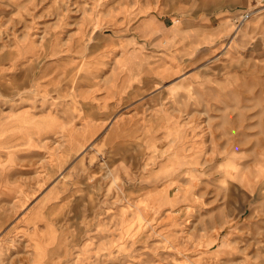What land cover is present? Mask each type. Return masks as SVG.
<instances>
[{"label":"rangeland","instance_id":"374dc122","mask_svg":"<svg viewBox=\"0 0 264 264\" xmlns=\"http://www.w3.org/2000/svg\"><path fill=\"white\" fill-rule=\"evenodd\" d=\"M0 264H264V0H0Z\"/></svg>","mask_w":264,"mask_h":264},{"label":"crops","instance_id":"0c3cea01","mask_svg":"<svg viewBox=\"0 0 264 264\" xmlns=\"http://www.w3.org/2000/svg\"><path fill=\"white\" fill-rule=\"evenodd\" d=\"M175 29L178 31V27L177 26L175 27ZM156 32H158V30H156ZM176 34H178V33L177 32H175V33L173 32L172 33V31L170 33L168 31H166L165 33L162 34V37H163L164 40H173V39L176 38ZM162 68H163V66H162Z\"/></svg>","mask_w":264,"mask_h":264},{"label":"bare ground","instance_id":"6f19581e","mask_svg":"<svg viewBox=\"0 0 264 264\" xmlns=\"http://www.w3.org/2000/svg\"><path fill=\"white\" fill-rule=\"evenodd\" d=\"M246 32V31H245ZM238 43V42H237Z\"/></svg>","mask_w":264,"mask_h":264}]
</instances>
